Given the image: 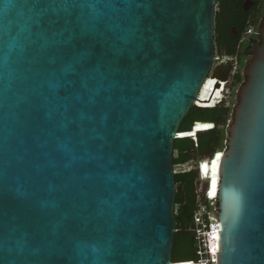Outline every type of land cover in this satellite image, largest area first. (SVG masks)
Segmentation results:
<instances>
[{
  "label": "water",
  "instance_id": "obj_1",
  "mask_svg": "<svg viewBox=\"0 0 264 264\" xmlns=\"http://www.w3.org/2000/svg\"><path fill=\"white\" fill-rule=\"evenodd\" d=\"M220 1L0 0V264H171L173 143ZM256 35L217 150L216 264H264V18Z\"/></svg>",
  "mask_w": 264,
  "mask_h": 264
},
{
  "label": "trees",
  "instance_id": "obj_2",
  "mask_svg": "<svg viewBox=\"0 0 264 264\" xmlns=\"http://www.w3.org/2000/svg\"><path fill=\"white\" fill-rule=\"evenodd\" d=\"M239 1V11L244 16V12L242 9V4L245 0H221L218 4L219 11L216 12L215 15V39L216 45L219 44L218 34L223 33L224 27H226L229 32L230 27L233 25H241V21L235 16H232V12L234 10V3ZM254 2V1H253ZM245 78V77H244ZM236 79L239 83L242 79V76L236 75ZM215 83L214 79H211L209 82H206V85L199 92V96H201L203 103L208 105H212L215 100L216 90L222 86L219 84L218 88L215 87L213 89V85ZM211 87L210 89V97L208 99L206 96V88ZM234 92H232V97L230 103H226L223 99L217 105L213 107H203L196 108L192 107L186 116L183 118L179 130L180 131H189L186 133H182L181 138L174 139L173 143V164L182 165L189 160L196 159L199 161V157L207 156L209 159L213 158L215 152L219 149L225 148V128L228 124V121L231 116V112L233 106L235 104V96ZM213 123V127L207 128L206 132H197L198 126L200 124L196 123ZM193 125V128L191 126ZM210 128V129H209ZM198 133V134H197ZM197 134V135H196ZM195 137H190L194 136ZM188 136V137H184ZM175 152V154H174ZM215 154V157L221 154ZM215 162V158L210 162L207 158L203 159L200 162L201 168H207L211 170V177L209 175H204L201 173L202 169H198L195 165L194 169L191 170H181L175 172V184H176V195H175V218L177 222L176 231L174 234V242H173V250H172V263L171 264H187V263H179L177 261H189L196 258V241L194 239V214L198 209L199 200L202 201L208 208L211 210L213 207H217V203L214 206L210 201L199 199L198 193L196 191L197 185L199 183V174L202 175L203 179L207 180L206 187V195L208 198H215L216 194V171L213 169L212 165ZM197 163V162H196ZM211 179V185L208 186V182ZM205 221L206 214L204 215Z\"/></svg>",
  "mask_w": 264,
  "mask_h": 264
},
{
  "label": "flooded vegetation",
  "instance_id": "obj_3",
  "mask_svg": "<svg viewBox=\"0 0 264 264\" xmlns=\"http://www.w3.org/2000/svg\"><path fill=\"white\" fill-rule=\"evenodd\" d=\"M242 9L245 13L244 16L239 11V1L234 3L232 16H237L239 18L236 17L238 21L242 23L241 25H233L230 27L229 32L226 27H224L223 33H219L217 36L219 39L218 45H216V36L214 33V55H217V59L214 57V60H217L219 65L216 66L217 71L212 74V77L223 80L226 83L230 82V87L234 94L238 86L245 80L243 70L245 69L246 63L254 56V47L260 43V39L257 37L256 33L264 18V0H245L242 4ZM219 10V8L218 10L215 9V15ZM247 29H254L255 31L246 33ZM231 67L234 69L231 71V76H229V69ZM236 75L242 76L239 83H237L238 80L236 79ZM219 84L223 85L221 88L222 90L224 88V83Z\"/></svg>",
  "mask_w": 264,
  "mask_h": 264
},
{
  "label": "built area",
  "instance_id": "obj_4",
  "mask_svg": "<svg viewBox=\"0 0 264 264\" xmlns=\"http://www.w3.org/2000/svg\"><path fill=\"white\" fill-rule=\"evenodd\" d=\"M255 31L254 29H247L246 33H251ZM217 81L224 82V84H226L225 81H221L220 79L217 78H213ZM223 99L221 98V101ZM196 103V101H195ZM221 103V102H220ZM201 106V105H199ZM203 107H213V106H203ZM197 123V122H195ZM211 127H213V123H210ZM209 128V129H210ZM217 152H215L216 154ZM197 167V166H196ZM198 168V167H197ZM198 193V198L199 199H204L207 201H214L215 198H208V196L206 195V188H204L202 191L201 190H197ZM215 202V201H214ZM209 211L207 206L199 200L198 202V209L196 210L195 214H194V222L195 224H199L198 227L196 226V228L194 229V239L196 241V258L189 260L188 262L192 263V264H216V259L214 260V258L212 257L210 248H209V233L211 232V226L216 222L218 223V220L213 222L209 220L208 214ZM206 214V220L205 221V217L204 215Z\"/></svg>",
  "mask_w": 264,
  "mask_h": 264
},
{
  "label": "rangeland",
  "instance_id": "obj_5",
  "mask_svg": "<svg viewBox=\"0 0 264 264\" xmlns=\"http://www.w3.org/2000/svg\"><path fill=\"white\" fill-rule=\"evenodd\" d=\"M218 5L216 6V10H218ZM218 54V53H217ZM215 59H217V55L215 54L214 55ZM224 59V58H223ZM219 65V62L217 60H214L213 61V64H212V68L208 74V77H212L213 73H215L217 71V68L216 66ZM233 67H231L229 69V76H231V71H233ZM210 75V76H209ZM213 78V77H212ZM223 81V80H221ZM231 83H226L224 84V88L221 92V88L219 89V96H218V100H220L221 98L224 99L226 101V103H230L231 101V92H232V88L230 87ZM199 100H202L201 96H199L198 98ZM197 100L198 103H203L202 101H199ZM221 101V100H220ZM219 101V102H220ZM218 102V103H219ZM197 124H200V126H198L197 128V132H200V131H206L208 127L211 126V124L209 123H196ZM175 154V152H174ZM207 158V156H202V157H199V161H196V159L193 157V159L189 160V162L185 163V164H182V165H175L174 166V170L177 172V171H181V170H191V169H194L195 165L198 167V169H202L201 173L204 174V175H209L211 177V170H208L207 168H201V165H200V162ZM218 160V155L215 157V162L213 163L212 167L213 169H215L216 171V179H217V166H216V162ZM197 162V163H196ZM200 178H202V175L200 174ZM217 181V180H216ZM205 180H203V178L201 180H199V183L197 185V190H203L205 188ZM211 204H213L214 206L216 205V203L214 201H210ZM208 217H209V220L210 221H217L218 220V210H217V207H213L210 211H209V214H208ZM199 224H196L195 225V228L196 226L198 227Z\"/></svg>",
  "mask_w": 264,
  "mask_h": 264
},
{
  "label": "bare ground",
  "instance_id": "obj_6",
  "mask_svg": "<svg viewBox=\"0 0 264 264\" xmlns=\"http://www.w3.org/2000/svg\"><path fill=\"white\" fill-rule=\"evenodd\" d=\"M211 79H213V78H211V77H207L206 78V80H205V83H203V85L201 86V88H200V90H199V92L201 91V89L206 85V82H209ZM216 81V80H215ZM221 83H224V82H221ZM223 86V85H222ZM221 86V87H222ZM221 87H219L216 91V97H215V100H214V103L212 104V105H208V106H215V105H217L218 104V102L221 100H218V96H219V89L221 88ZM210 89H211V87L209 86V87H207L206 88V96H205V98H207V97H209V95H210ZM223 90V89H222ZM221 90V91H222ZM198 98H199V93H198ZM197 98V99H198ZM196 104L197 105H201V106H206V104L205 103H198L197 102V100H196ZM186 132H189V131H186ZM185 131L183 132V133H186ZM178 135H181V134H178ZM177 135V136H178ZM178 137H181V136H178ZM184 137H188V136H184ZM218 154H220V152H218ZM221 156H222V153L218 156V160H217V162H216V166H217V182H216V192H217V183H218V165H219V160H220V158H221ZM203 180H205L206 181V179H203ZM215 198H216V194H215ZM221 226H220V222H219V220H218V223H214L212 226H211V232L209 233V248H210V251H211V254H212V257L214 258V260L216 259V240H217V230H220L221 228H220ZM177 262H179V263H187V264H192V263H190V262H188V261H177ZM172 263V262H171Z\"/></svg>",
  "mask_w": 264,
  "mask_h": 264
},
{
  "label": "clouds",
  "instance_id": "obj_7",
  "mask_svg": "<svg viewBox=\"0 0 264 264\" xmlns=\"http://www.w3.org/2000/svg\"><path fill=\"white\" fill-rule=\"evenodd\" d=\"M195 137V136H194ZM202 178H200V174H199V180H201Z\"/></svg>",
  "mask_w": 264,
  "mask_h": 264
}]
</instances>
